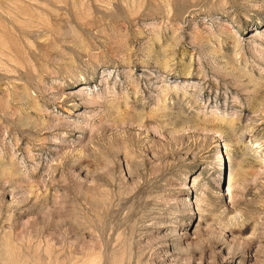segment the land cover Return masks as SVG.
I'll use <instances>...</instances> for the list:
<instances>
[{
  "label": "rangeland",
  "instance_id": "374dc122",
  "mask_svg": "<svg viewBox=\"0 0 264 264\" xmlns=\"http://www.w3.org/2000/svg\"><path fill=\"white\" fill-rule=\"evenodd\" d=\"M0 264H264V0H0Z\"/></svg>",
  "mask_w": 264,
  "mask_h": 264
}]
</instances>
